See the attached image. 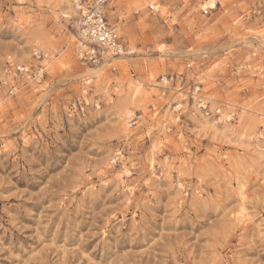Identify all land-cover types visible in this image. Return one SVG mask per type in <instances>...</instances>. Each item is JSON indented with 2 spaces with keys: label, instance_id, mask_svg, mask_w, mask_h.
<instances>
[{
  "label": "rangeland",
  "instance_id": "obj_1",
  "mask_svg": "<svg viewBox=\"0 0 264 264\" xmlns=\"http://www.w3.org/2000/svg\"><path fill=\"white\" fill-rule=\"evenodd\" d=\"M69 1L0 0V264H264V0H109L95 74Z\"/></svg>",
  "mask_w": 264,
  "mask_h": 264
},
{
  "label": "built area",
  "instance_id": "obj_2",
  "mask_svg": "<svg viewBox=\"0 0 264 264\" xmlns=\"http://www.w3.org/2000/svg\"><path fill=\"white\" fill-rule=\"evenodd\" d=\"M109 0H75L79 12V43L77 54L85 63L96 65L106 55L121 56L126 54V45L118 34L106 13ZM152 9L155 5H150ZM26 68H23L25 70Z\"/></svg>",
  "mask_w": 264,
  "mask_h": 264
},
{
  "label": "bare ground",
  "instance_id": "obj_3",
  "mask_svg": "<svg viewBox=\"0 0 264 264\" xmlns=\"http://www.w3.org/2000/svg\"><path fill=\"white\" fill-rule=\"evenodd\" d=\"M69 3L72 2V1H69L67 0ZM71 4V3H70ZM215 5V0H209V1H205L203 2V6L207 5ZM72 5V4H71ZM74 7V6H73ZM73 10V9H72ZM74 11H76V9H74ZM77 25H79V23L77 22ZM78 29H79V26H78ZM115 58V56H111V55H106L105 58H104V61L102 63H99V64H96L97 66L91 70V72H93L94 74L97 73L98 71H100L107 63H108V60H111ZM140 90V87L138 86L134 91V93H138V91ZM202 105L205 106L206 105V102H202ZM129 111V110H128ZM128 113V112H127ZM130 113V112H129ZM131 116V115H130ZM230 117V116H229Z\"/></svg>",
  "mask_w": 264,
  "mask_h": 264
}]
</instances>
